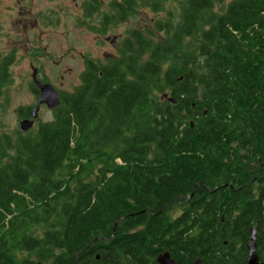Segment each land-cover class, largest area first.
Segmentation results:
<instances>
[{"label": "trees", "instance_id": "trees-1", "mask_svg": "<svg viewBox=\"0 0 264 264\" xmlns=\"http://www.w3.org/2000/svg\"><path fill=\"white\" fill-rule=\"evenodd\" d=\"M166 1L113 0L101 21ZM177 4L85 58L50 121L0 132V264H244L256 222L264 257V0Z\"/></svg>", "mask_w": 264, "mask_h": 264}, {"label": "rangeland", "instance_id": "rangeland-1", "mask_svg": "<svg viewBox=\"0 0 264 264\" xmlns=\"http://www.w3.org/2000/svg\"><path fill=\"white\" fill-rule=\"evenodd\" d=\"M100 1L102 4L91 9L92 0H0V55L11 51L15 54L10 66L11 81L0 96V132H21L17 108L36 104L37 95L31 90L33 68L38 70V80L59 92H69L79 84L83 59L104 64L116 57L129 30H152L155 21L164 19L167 11L173 15L178 12V0H167L162 12L141 7L137 15L123 22L102 25L99 21L111 0ZM229 1L224 0V4ZM156 36L160 38L161 34ZM52 117V109L41 105L32 128ZM178 213L173 205L168 215Z\"/></svg>", "mask_w": 264, "mask_h": 264}, {"label": "water", "instance_id": "water-1", "mask_svg": "<svg viewBox=\"0 0 264 264\" xmlns=\"http://www.w3.org/2000/svg\"><path fill=\"white\" fill-rule=\"evenodd\" d=\"M37 69H32V83L38 89L36 104L30 110V118L22 119L19 122V127L22 132L30 130L34 121L37 119L38 110L41 105H45L49 109H53L60 104V93L51 84L41 82L36 77ZM164 97V95L162 96ZM248 256L245 264H264L258 262V256L255 251V229L252 228L250 243L247 245ZM156 261L158 264H176L174 260L170 259L168 252L161 253L157 256ZM35 264H42L41 262ZM192 264H199V259H196Z\"/></svg>", "mask_w": 264, "mask_h": 264}, {"label": "flooded vegetation", "instance_id": "flooded-vegetation-1", "mask_svg": "<svg viewBox=\"0 0 264 264\" xmlns=\"http://www.w3.org/2000/svg\"><path fill=\"white\" fill-rule=\"evenodd\" d=\"M99 1V2H98ZM111 1H113V0H111ZM118 1H120V0H118ZM92 4L93 5H99V4H102L101 3V1L100 0H92ZM92 5V6H93ZM99 7V6H98ZM104 9H106V11L108 12L109 10L111 11V9L110 8H108V4L105 6V8ZM105 11V10H104ZM101 24H102V21H99ZM103 25V24H102ZM105 28V27H104ZM96 37H101L100 35H97ZM83 60H85V59H83ZM83 65H84V61H83ZM84 69V68H83ZM38 71V70H37ZM21 118V120L22 119H29L30 117H20ZM177 197H179V198H182L181 197V195H178V196H176V197H174L173 198V200L170 202V203H168V204H166V210H165V212H166V214L168 215V213L171 211V208H172V206L173 205H175L178 209H179V213H178V215H180V214H182L183 212H184V209H185V207H184V205H183V203H181V202H175V200L177 199ZM178 215H176V216H174V217H171V216H169L170 218H175V217H177ZM257 226H258V224H257V222L255 223V225L253 226V227H251L250 228V236H251V230H252V228H254L255 229V251H256V253H257V256H258V262L259 263H264V257H263V252L261 253V254H259V252H258V248H259V246H258V244H257V236H258V234H257ZM250 236H249V239H248V242L245 244V247H246V257H245V261H244V264L246 263V260H247V256H248V249H247V245H248V243H250ZM169 257H170V255H169ZM170 259H172V260H174V262L176 263V264H181V263H179L175 258H172V257H170ZM156 263H157V261H156ZM158 264V263H157ZM199 264H200V261H199Z\"/></svg>", "mask_w": 264, "mask_h": 264}]
</instances>
